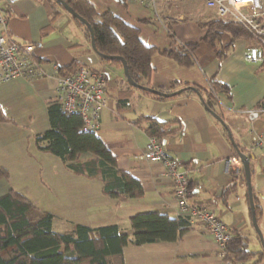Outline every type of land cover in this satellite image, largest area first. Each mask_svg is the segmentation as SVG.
I'll return each mask as SVG.
<instances>
[{
	"label": "crops",
	"instance_id": "1",
	"mask_svg": "<svg viewBox=\"0 0 264 264\" xmlns=\"http://www.w3.org/2000/svg\"><path fill=\"white\" fill-rule=\"evenodd\" d=\"M70 1V0H64ZM98 15L110 12L139 30L141 41L157 50L151 59L149 85L164 93L186 86L210 90V81L225 85L219 112L236 145L250 160L251 181L259 227L264 235V149H251L254 131L264 138V117L249 123L244 112L264 103V65L249 64L245 50L254 45L250 36L224 33L207 41L208 28L217 18L202 0H154L149 4L127 0H87ZM7 15L10 41L34 45L40 71L34 78H20L0 85V197L13 190L54 216L57 232L78 225L98 228L117 225L133 236L130 219L141 213H159L177 219L178 207L172 179L165 168L142 158L149 141L144 118L170 125L162 141L165 151L182 163L191 185V201L214 211L217 218L242 235L252 257L243 264H264V249L252 224L248 188L242 164L226 128L211 115L201 97L185 93L156 100L127 82L123 67L103 62L91 37L63 6L53 0H0ZM218 19V18H217ZM173 35V38L171 37ZM177 46H194L191 66H182L165 53ZM89 66L108 74V105L96 132L117 159V169L140 182L137 198H113L104 182L71 173L63 161L41 151L36 137L50 130L48 107L58 100V77L73 75ZM176 84V88L173 87ZM239 165L228 171V162ZM260 242V243H259ZM124 264H223L212 236L201 226L187 225L175 242L150 240L123 250Z\"/></svg>",
	"mask_w": 264,
	"mask_h": 264
},
{
	"label": "trees",
	"instance_id": "2",
	"mask_svg": "<svg viewBox=\"0 0 264 264\" xmlns=\"http://www.w3.org/2000/svg\"><path fill=\"white\" fill-rule=\"evenodd\" d=\"M53 3L62 6L56 0ZM68 4L93 28L97 51L106 57H115L101 60L122 68L120 58H123L131 78L138 85L150 88L149 80L153 72L151 59L157 50L147 47L141 41L139 30L110 12L98 15L87 0H70ZM73 19L90 36L87 27ZM201 26L208 28L206 40L212 43L224 33H231L236 37L247 34L239 24L215 17L201 23ZM194 49V46L173 47V50L165 54L182 66H191L194 64ZM210 84V90L207 91L197 86H186L190 89L182 94H200L207 108L220 113L218 96L227 95L228 88L215 80H211ZM173 87L176 88V84ZM137 90L156 100L170 99ZM48 114L50 130L36 137V144L41 151L59 157L73 174L102 180L105 194L110 197L137 198L142 194L140 182L117 169V159L110 147L96 132L85 130L80 115L65 113L58 101L49 105ZM144 119L148 123L146 132L149 137L162 143L169 134L170 125L149 117ZM6 120L0 110V121ZM217 123L223 127L220 122ZM5 176V171L0 170V178ZM254 201L256 204L255 195ZM259 214L256 206L258 222ZM53 224V214L39 210L24 195L11 190L0 197V264H124L123 250L126 246L133 244L140 247L150 240L175 242L181 229L188 225L182 219H171L159 213L133 216L130 219L131 228L135 231L133 236L121 234L117 225L98 228L78 225L71 231L61 233L55 231ZM251 257L247 241L234 230L233 238L227 245L226 261L243 264Z\"/></svg>",
	"mask_w": 264,
	"mask_h": 264
},
{
	"label": "built area",
	"instance_id": "3",
	"mask_svg": "<svg viewBox=\"0 0 264 264\" xmlns=\"http://www.w3.org/2000/svg\"><path fill=\"white\" fill-rule=\"evenodd\" d=\"M16 4L20 0H6ZM148 4L154 0H127ZM178 1V0H172ZM205 7L213 10L221 20H230L239 24L254 41L244 53L249 64L264 65V0H202ZM7 15L0 8V85L20 78H34L40 71V64L34 58V45H22L10 41L7 32ZM182 46H177L180 48ZM108 74L82 66L73 76L58 77V102L67 114L81 116L87 131L98 132L101 128L102 112L108 105ZM249 123H255L264 117V105L244 112ZM251 149H264V138L251 131ZM142 158L161 164L172 179L175 200L178 207L177 218L191 226H201L208 232L218 247V256L223 264L226 261L227 245L233 238V229L222 223L211 209L194 204L191 201V185L182 163L170 156L162 143L149 138ZM237 159L228 162V171L237 168Z\"/></svg>",
	"mask_w": 264,
	"mask_h": 264
},
{
	"label": "water",
	"instance_id": "4",
	"mask_svg": "<svg viewBox=\"0 0 264 264\" xmlns=\"http://www.w3.org/2000/svg\"><path fill=\"white\" fill-rule=\"evenodd\" d=\"M56 1L63 6L65 11L69 15H71L73 18L77 19L78 21H80L81 23H83L87 27V29L90 32L92 49L97 55H99L101 58H107V59H114L115 58V57H106V56L100 54L97 51V48H96V45H95V35H94L93 28L91 27V25L85 19H83L79 14H77L75 12V10H73L69 6L67 1H64V0H56ZM120 60L123 63V69H124L127 81L134 88H137V89H140V90H145L147 92H151V93H154V94H157L159 96L166 97V98H170V97L176 96V95L182 93L184 90H186V89L180 90V91H177L175 93H164L162 91L151 89L149 87L140 86L131 78L126 61L123 58H120ZM199 97H201L200 94H199ZM206 108H207V106H206ZM207 110H208V112L211 115H213V117H215L226 128V130H227V132L229 134V138H230V140H231V142H232V144H233V146H234V148H235V150L237 152L239 160H240V162L242 164V167H243V170H244V174H245V178H246L247 188H248V196H249V202H250L252 224H253V227L255 229V232L257 233V235H258V237L260 239L262 247L264 249V235H263V233H262V231H261V229L259 227L258 220H257V215H256V206H255V201H254V193H253V189H252L251 168H250L249 157L245 153L241 152L240 148L236 145V143H235V141L233 139L232 133H231L230 129L227 127V125L224 122L223 118L221 116H219L217 113H215L214 111L210 110L209 108H207Z\"/></svg>",
	"mask_w": 264,
	"mask_h": 264
},
{
	"label": "rangeland",
	"instance_id": "5",
	"mask_svg": "<svg viewBox=\"0 0 264 264\" xmlns=\"http://www.w3.org/2000/svg\"><path fill=\"white\" fill-rule=\"evenodd\" d=\"M260 243V242H259ZM262 249H263V247H262Z\"/></svg>",
	"mask_w": 264,
	"mask_h": 264
}]
</instances>
